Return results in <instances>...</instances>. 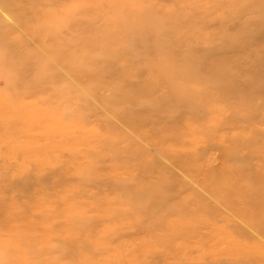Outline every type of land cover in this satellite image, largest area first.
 I'll return each instance as SVG.
<instances>
[{
  "label": "rangeland",
  "instance_id": "374dc122",
  "mask_svg": "<svg viewBox=\"0 0 264 264\" xmlns=\"http://www.w3.org/2000/svg\"><path fill=\"white\" fill-rule=\"evenodd\" d=\"M3 1L0 264H264V0Z\"/></svg>",
  "mask_w": 264,
  "mask_h": 264
},
{
  "label": "bare ground",
  "instance_id": "6f19581e",
  "mask_svg": "<svg viewBox=\"0 0 264 264\" xmlns=\"http://www.w3.org/2000/svg\"><path fill=\"white\" fill-rule=\"evenodd\" d=\"M55 0H52V2L51 1H48V0H42V1H40L39 3H42V4H45V5H43L44 7L46 6V5H50V4H52V3H56V2H59V1H61V0H56L55 2H54ZM86 1H88V0H86ZM101 1H103V0H100L99 1V3H97L96 2V0H94L93 2H94V4H93V2H92V0H91V2H92V4L93 5H96V3H97V10H99V11H101V12H103V11H105V12H107L108 14H110V9H109V6L107 7V9H105L102 5H101ZM101 2V3H100ZM106 2H108V1H106ZM3 7L5 8V10H7V12H10L12 15H14L15 17H18L19 16V13H20V10H21V6L20 5H18V6H16V7H11V6H9L10 4H11V2H9V0H6V1H3ZM38 2H36V1H32L31 2V7H33V6H35L36 4H37ZM105 3V2H104ZM103 4V3H102ZM108 4V3H107ZM14 5V4H13ZM92 6V5H91ZM96 6H92V7H96ZM102 6V7H101ZM99 7H101V8H99ZM128 8H129V6H128ZM93 9V8H92ZM130 9V8H129ZM43 11H46V13H45V15H43V18H45V21L43 22L44 23V25L46 26H43L42 28H40V29H49V31L51 32V34L49 35V37L51 38V39H55V37H54V34H55V31L56 30H58L60 27H61V23H62V21H59V19H58V17L56 16V14L53 12V11H49L48 9H43ZM96 12V11H95ZM58 13V12H57ZM94 13V12H93ZM106 13V14H107ZM41 16V15H40ZM110 19V18H109ZM143 20L142 19H140L139 20V22H136L135 24H134V26H137V25H139L141 22H142ZM157 24L159 25L160 24V22H157V20L155 19V20H150V22L147 24V26H149V27H157ZM132 24H131V27H134ZM129 28V25L128 24H126L124 27H123V29H128ZM36 29V28H35ZM27 30V29H26ZM104 31H105V37H109L110 36V23L109 24H106V27H105V29H104ZM157 32V31H156ZM158 34V33H157ZM158 41V40H157ZM63 42H65L64 41V39H63ZM156 43V42H155ZM230 43V42H229ZM235 44H237V43H234V44H231V45H235ZM62 45L64 46L65 45V43H62ZM169 46V45H168ZM61 47V46H60ZM237 48V47H236ZM72 52H73V47H71V49H70V51H68V55L70 54H72ZM79 54V53H78ZM155 56H157V58H158V60L160 59V61H161V68L158 70V77H159V79L160 80H162L164 83H167V84H169V86H170V90H171V92H175V91H187L188 93H189V96H191V95H193L194 93H196V94H198V92L197 91H195V89L194 88H196V87H198V84L197 85H195L196 83H194L193 81H191L190 80V75H192V71L190 70H187V73H183V71H182V73H180V72H178V74H176V76H178L179 78H180V81H181V85H173V82H172V80H173V78H172V74H171V72L167 69V67H165L164 65H163V63H164V60H166L163 56H161L159 53H155L154 54ZM77 57H78V55H77ZM226 65H227V63H225ZM224 67V66H223ZM190 68L192 69V67L190 66ZM224 68H226V67H224ZM194 69V68H193ZM223 69V68H222ZM173 72V71H172ZM175 73V72H174ZM225 73V72H224ZM252 76V75H251ZM254 77V76H253ZM148 79V78H147ZM227 84V83H226ZM229 85V84H228ZM254 86V85H253ZM256 87H257V90L259 89L258 88V86H255L254 88L256 89ZM253 88V89H254ZM254 89V90H255ZM259 90H261V89H259ZM262 90H263V87H262ZM226 91L228 92V90L226 89ZM230 92V91H229ZM228 92V93H229ZM255 92L256 91H254V95H255ZM258 92V91H257ZM261 92H263V91H261ZM260 92V93H261ZM226 94L225 96H229V94ZM260 93H259V95H260ZM234 94V93H233ZM259 95H258V97H257V95H255L258 99H260V97H259ZM262 95V94H261ZM231 96V95H230ZM234 96V95H233ZM253 97V96H252ZM235 102H237V101H235ZM238 103V102H237ZM146 104V103H145ZM261 105H263L264 106V97L262 98L261 97V103H260ZM215 106H216V104H215ZM234 106H235V104H234ZM237 107H239V105H237ZM222 108V107H221ZM241 109H243V108H241ZM244 109H245V107H244ZM244 111V110H243ZM264 118V117H263ZM262 133V132H261ZM261 135V134H260ZM260 150H261V148H260ZM258 151V150H257ZM259 170V169H258ZM257 171V170H256ZM261 171H262V169H261ZM255 173V172H254ZM257 173H258V171H257ZM260 174V173H259ZM255 175H257L258 176V174H255ZM260 177H262V176H260ZM222 178V177H221ZM220 178V179H221ZM219 179V180H220ZM227 179V178H226ZM256 179V178H255ZM254 179V180H255ZM262 179V178H261ZM264 180V179H263ZM161 182L162 181H160L159 182V185L161 184ZM225 182H229V184H231V185H233V181L232 180H230V179H227ZM251 182H253V180H251ZM258 183V179L255 181V183ZM261 182V181H260ZM228 184V185H229ZM236 184H238L237 182H236ZM250 184V183H249ZM159 185H158V182H157V185L156 186H154L153 188H152V190H151V192L152 191H157L158 190V188H159ZM161 186V185H160ZM170 187H171V185H170ZM257 187V186H256ZM246 188H249V189H252L251 187H250V185H247V187ZM166 189V188H165ZM164 189V190H165ZM159 191V194L161 195L160 197H167V190L166 191ZM237 190V189H236ZM241 192H242V194L240 195L241 196V198L242 197H245L244 196V191L245 190H242V187H240V189H239ZM254 191L256 190V189H253ZM257 190H258V188H257ZM259 191V190H258ZM260 192V191H259ZM227 193V192H226ZM239 194H240V192H238ZM238 194H234L233 193V195H232V193L230 194V195H226L227 196V201L229 202V203H231V204H233V201H234V199H235V197L237 196ZM180 197V196H179ZM151 198V197H150ZM149 198V199H150ZM144 199V198H143ZM147 199V198H146ZM244 200H245V198H244ZM243 200V198H242V203H246L245 201ZM146 202H148V200H145ZM144 201V202H145ZM181 201V200H180ZM141 202H143L142 200H141ZM255 204H257V203H255ZM180 205V206H179ZM181 205H183V201L181 202V203H179L178 205H176V206H172L171 208H170V212L169 213H172V215L173 214H175L176 212H180L181 210H180V208H181ZM255 206V205H254ZM253 206V207H254ZM259 206H261V207H259ZM253 207H248V210H245V209H239L238 210V212L240 213V214H243V215H246V216H248V218L250 217V219H248L247 218V222L249 223V225H251L254 229H255V231L257 232V234H260L261 235V237H263V239H264V200H260V202H259V204H257V206L255 207L256 209H254ZM199 209H201V207L199 208ZM198 208H197V210H199ZM201 211V210H200ZM199 211V212H200ZM169 215V214H168ZM160 218H163V219H168V217H160ZM246 256H248V255H246ZM245 256V257H246ZM252 258H254V257H252ZM245 259V258H244ZM248 259V258H247ZM256 260V259H255ZM247 261V260H246ZM250 261V260H249Z\"/></svg>",
  "mask_w": 264,
  "mask_h": 264
}]
</instances>
